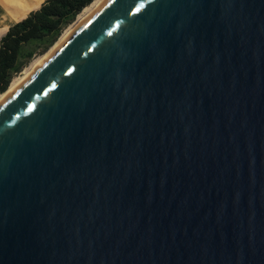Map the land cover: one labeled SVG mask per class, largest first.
<instances>
[{
	"label": "water",
	"instance_id": "95a60500",
	"mask_svg": "<svg viewBox=\"0 0 264 264\" xmlns=\"http://www.w3.org/2000/svg\"><path fill=\"white\" fill-rule=\"evenodd\" d=\"M0 264H264V0H102L0 99Z\"/></svg>",
	"mask_w": 264,
	"mask_h": 264
},
{
	"label": "trees",
	"instance_id": "16d2710c",
	"mask_svg": "<svg viewBox=\"0 0 264 264\" xmlns=\"http://www.w3.org/2000/svg\"><path fill=\"white\" fill-rule=\"evenodd\" d=\"M93 0H44L0 38V95L35 57L45 53Z\"/></svg>",
	"mask_w": 264,
	"mask_h": 264
},
{
	"label": "bare ground",
	"instance_id": "6f19581e",
	"mask_svg": "<svg viewBox=\"0 0 264 264\" xmlns=\"http://www.w3.org/2000/svg\"><path fill=\"white\" fill-rule=\"evenodd\" d=\"M44 0H0V38L7 31L8 25L12 22H17L26 17V15L37 9ZM102 0H93L87 7H85L76 17L73 23H71L61 34L59 40L68 32V30L73 27L77 22H79L84 16H86L90 11H92ZM10 21V23H7ZM58 40V41H59ZM57 41V42H58ZM56 42V43H57ZM55 43V44H56ZM54 46V45H53ZM52 46V47H53ZM51 47V48H52ZM50 48V49H51ZM49 49V50H50ZM48 50V51H49ZM47 51V52H48ZM46 52V53H47ZM45 53V54H46ZM33 60L24 70L23 74L19 77L13 79L8 89L0 95V99L6 95L12 88H14L32 69V67L45 55Z\"/></svg>",
	"mask_w": 264,
	"mask_h": 264
},
{
	"label": "rangeland",
	"instance_id": "374dc122",
	"mask_svg": "<svg viewBox=\"0 0 264 264\" xmlns=\"http://www.w3.org/2000/svg\"><path fill=\"white\" fill-rule=\"evenodd\" d=\"M7 23H10V21H8ZM59 38H60V37H59ZM59 38H58V40H59ZM58 40H57V41H58ZM57 41H56V42H57ZM56 42H55V43H56ZM55 43H54L53 45H55ZM53 45H52V46H53ZM52 46H51V47H52ZM51 47H50V48H51ZM50 48H49V49H50ZM49 49H48V50H49ZM48 50H47V51H48ZM47 51H46V52H47ZM46 52H45V53H46ZM45 53H43V54H45ZM43 54H42V55H43ZM42 55H39V56L35 57L34 60H35L36 58L42 56ZM24 69H25V68H24ZM22 74H23V71H22L17 77L21 76Z\"/></svg>",
	"mask_w": 264,
	"mask_h": 264
}]
</instances>
